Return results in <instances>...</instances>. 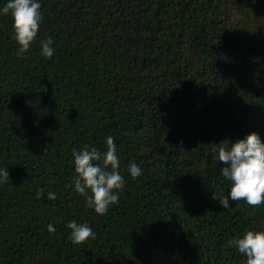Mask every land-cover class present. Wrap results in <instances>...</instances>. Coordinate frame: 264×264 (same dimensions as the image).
<instances>
[{"label": "trees", "instance_id": "16d2710c", "mask_svg": "<svg viewBox=\"0 0 264 264\" xmlns=\"http://www.w3.org/2000/svg\"><path fill=\"white\" fill-rule=\"evenodd\" d=\"M40 11L19 57L0 15V264H246L231 240L264 227V204L222 208L230 181L212 148L264 140V0H41ZM108 135L125 184L101 215L71 186L72 150L103 151ZM70 220L95 239L73 243Z\"/></svg>", "mask_w": 264, "mask_h": 264}, {"label": "clouds", "instance_id": "9594fccd", "mask_svg": "<svg viewBox=\"0 0 264 264\" xmlns=\"http://www.w3.org/2000/svg\"><path fill=\"white\" fill-rule=\"evenodd\" d=\"M41 0H6L0 7V15L11 14L14 39L17 42L16 55L23 56L37 36L42 20L40 11ZM40 51L44 57L54 54L53 41L49 37L40 41ZM105 150L94 145H84L72 150V162L76 175L71 186L83 195L86 206L98 214H105L111 205L119 202V190L125 184L120 172V159L117 145L111 135L105 138ZM215 160L223 162L220 174L230 181L227 195L219 197L222 208L230 206L229 201L243 200L256 206L264 204V140L252 131L241 139L230 143H217L213 146ZM127 171L135 178L142 174L143 169L136 162H130ZM9 172L0 167V183H9ZM43 194L38 189L36 197ZM49 199H55L56 193L49 191ZM71 241L75 244L95 239L96 233L88 222L76 220L67 222ZM48 230L54 231L53 224ZM231 244L246 257V264H264V227H251L242 234L233 237Z\"/></svg>", "mask_w": 264, "mask_h": 264}]
</instances>
